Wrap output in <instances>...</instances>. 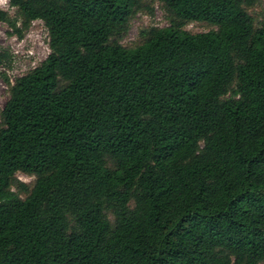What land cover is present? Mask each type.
I'll return each instance as SVG.
<instances>
[{"label": "trees", "instance_id": "1", "mask_svg": "<svg viewBox=\"0 0 264 264\" xmlns=\"http://www.w3.org/2000/svg\"><path fill=\"white\" fill-rule=\"evenodd\" d=\"M157 1L169 24L132 47L143 0H8L20 26L0 8L48 36L0 108V264H264L256 0Z\"/></svg>", "mask_w": 264, "mask_h": 264}, {"label": "rangeland", "instance_id": "2", "mask_svg": "<svg viewBox=\"0 0 264 264\" xmlns=\"http://www.w3.org/2000/svg\"><path fill=\"white\" fill-rule=\"evenodd\" d=\"M0 8L7 12L8 17L15 19V25L20 26V17L16 8L8 4V0H0ZM251 15L254 25L264 22V0H256L245 7ZM169 18L157 0H143V7L135 11L129 18L126 32L118 39L126 47L140 43L143 31L148 27L165 26ZM190 31H205L215 29V25L204 21L191 20L182 25ZM47 31L40 19L31 20L25 28L21 29V36L7 21L0 20V52L4 53L0 61V108L8 95V83L37 65L47 54ZM14 177L25 183L27 189L31 186L34 176L16 171ZM23 197L27 191H20L13 185L11 187Z\"/></svg>", "mask_w": 264, "mask_h": 264}]
</instances>
